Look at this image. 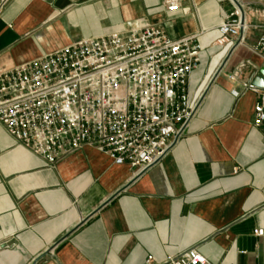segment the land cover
Listing matches in <instances>:
<instances>
[{
    "label": "crops",
    "instance_id": "1",
    "mask_svg": "<svg viewBox=\"0 0 264 264\" xmlns=\"http://www.w3.org/2000/svg\"><path fill=\"white\" fill-rule=\"evenodd\" d=\"M236 1L243 42L220 46ZM158 26L197 34L193 117L154 164L85 146L50 163L0 124V264H168L196 247L209 264H264V123L245 83L264 59V0H0V72L82 39Z\"/></svg>",
    "mask_w": 264,
    "mask_h": 264
},
{
    "label": "built area",
    "instance_id": "2",
    "mask_svg": "<svg viewBox=\"0 0 264 264\" xmlns=\"http://www.w3.org/2000/svg\"><path fill=\"white\" fill-rule=\"evenodd\" d=\"M182 0H164L169 11ZM243 5L218 27L216 43L243 42ZM264 59V31L253 47ZM203 47L197 34L169 37L158 26L82 39L0 72V124L30 152L55 163L85 146L139 173L157 162L193 117L189 78ZM253 123H264V88ZM255 233L264 234V229ZM168 264H209L191 247Z\"/></svg>",
    "mask_w": 264,
    "mask_h": 264
},
{
    "label": "water",
    "instance_id": "3",
    "mask_svg": "<svg viewBox=\"0 0 264 264\" xmlns=\"http://www.w3.org/2000/svg\"><path fill=\"white\" fill-rule=\"evenodd\" d=\"M249 83L257 88H264V66L252 74Z\"/></svg>",
    "mask_w": 264,
    "mask_h": 264
}]
</instances>
